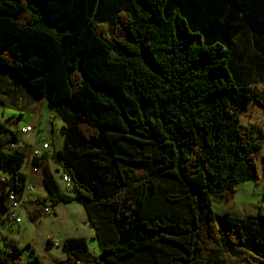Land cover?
Instances as JSON below:
<instances>
[{"label": "trees", "instance_id": "trees-1", "mask_svg": "<svg viewBox=\"0 0 264 264\" xmlns=\"http://www.w3.org/2000/svg\"><path fill=\"white\" fill-rule=\"evenodd\" d=\"M116 2L0 0V70L60 120L53 156L99 248L93 255L85 237L68 236L57 264H264V214H218L210 201L258 177L259 141L239 113L263 105L255 84L264 76L240 52L248 34L264 40V0H127L115 11ZM8 124L0 216L27 182ZM43 160L31 164L51 205L71 202ZM3 244L0 264H24Z\"/></svg>", "mask_w": 264, "mask_h": 264}, {"label": "rangeland", "instance_id": "rangeland-1", "mask_svg": "<svg viewBox=\"0 0 264 264\" xmlns=\"http://www.w3.org/2000/svg\"><path fill=\"white\" fill-rule=\"evenodd\" d=\"M240 56L259 65L260 59H264V40L248 34L247 42L241 47ZM258 65L256 77L259 79L264 76V71H259ZM255 86L262 94L263 105L249 103L247 109L239 113V123L248 127L259 141L258 177L237 184L231 197L211 195V209L214 213H227L245 219L258 213L264 214V80L258 81ZM20 112L23 115L18 117ZM37 116L40 117L38 121ZM6 119L10 128L18 132V144L24 147L25 158L19 171L27 175V182L26 188L21 191L23 199L17 209L20 221L15 223L7 217L3 218L6 212L0 216V248H4L5 238L10 245H16L20 249V258L24 264H57L65 259V253L61 249L62 241L68 236H73L85 237L89 252L97 256L99 248L91 238L93 228L71 183L67 184L61 180L63 166L53 156L56 148L62 143L60 120L47 101L36 97L19 77L15 76L14 79L9 71L0 70V123ZM27 124H30L33 130L21 132V127ZM42 142L49 144L47 158L42 163L46 162L48 165L60 192L71 198L69 203L51 205L41 179L42 168L31 164V151ZM29 176L32 180H29ZM28 185L32 188L28 189ZM44 207L50 209V215L42 214Z\"/></svg>", "mask_w": 264, "mask_h": 264}, {"label": "built area", "instance_id": "built-area-1", "mask_svg": "<svg viewBox=\"0 0 264 264\" xmlns=\"http://www.w3.org/2000/svg\"><path fill=\"white\" fill-rule=\"evenodd\" d=\"M33 130V127L26 125L23 126L20 131L23 133H27ZM49 146L47 143H42L40 146L35 147L32 149V154L30 157V161L33 157H40L44 154H46V152L48 151ZM61 180L63 182H66L67 184L70 183V178L69 175L67 173V171L63 168L62 170V174H61ZM31 186H28V189H31ZM21 197L17 198L16 194L14 192H11L7 198V218L10 219L12 222L18 223L20 221L18 215H17V209L20 207L21 205ZM51 211L48 207H44L42 214L43 215H50Z\"/></svg>", "mask_w": 264, "mask_h": 264}, {"label": "crops", "instance_id": "crops-1", "mask_svg": "<svg viewBox=\"0 0 264 264\" xmlns=\"http://www.w3.org/2000/svg\"><path fill=\"white\" fill-rule=\"evenodd\" d=\"M101 1H103L104 3H107V4H112V3H114V0H101ZM125 2H127V0H117V2L114 4L115 5V7H114V9H115V11H117L119 8H121V7H123L124 6V3ZM113 13H114V11H109V12H107V13H105V14H103V19L105 20V19H111L112 18V16H113ZM42 99V98H41ZM22 115H23V113H22ZM40 119V117L39 116H37L36 117V121H38ZM39 123V122H38ZM28 125V124H27ZM24 126H26V125H24ZM29 126H31L30 124H29ZM60 126V125H59ZM23 127V126H22ZM21 127V128H22ZM31 132V131H30ZM42 143H46V142H42ZM41 143V144H42ZM48 144V143H47ZM48 146H49V144H48ZM35 147H38V146H34L33 148H35ZM60 148V146L59 147H57L56 148V150L57 149H59ZM55 150V151H56ZM31 154H32V151H31ZM30 157H31V155H30ZM45 158H47V152H46V154H44V159ZM57 161H59L60 163H62L60 160H57ZM29 180H32L31 179V177L29 176ZM29 186V185H28ZM31 186V185H30ZM25 188H26V185H25ZM22 199H23V193L21 194V201H22Z\"/></svg>", "mask_w": 264, "mask_h": 264}]
</instances>
